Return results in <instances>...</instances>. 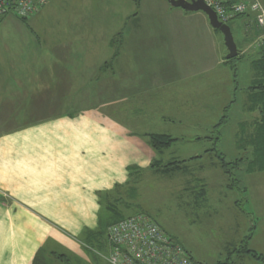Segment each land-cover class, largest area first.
<instances>
[{
    "label": "rangeland",
    "instance_id": "374dc122",
    "mask_svg": "<svg viewBox=\"0 0 264 264\" xmlns=\"http://www.w3.org/2000/svg\"><path fill=\"white\" fill-rule=\"evenodd\" d=\"M75 6L61 17L73 15L89 20L86 23L77 22L81 27L93 26V43L90 48L96 51L93 62L110 60L107 59L110 54L104 49L108 48L110 40H113V47L120 48V34L128 30L141 32L142 40L155 44L177 42L175 51L180 63L196 52V49L192 51L191 46L204 48L194 44L196 35L191 33L192 30H200L197 18L193 16L197 12L173 8L164 0H142L137 6L133 0H89L87 6H82L81 2ZM251 23L254 31H250L253 39L248 41V53H243L240 60L224 62L225 65L212 70L208 77L203 78L204 84L208 81L210 83L208 87H203L208 88L204 101H188V95L183 93L190 88V81H183L186 85L176 87L179 94L172 101L175 103H153L157 107L158 116L152 122L150 113L154 112V106L150 102L121 101V90H118L120 93L115 97L104 93L101 85L107 82L106 70L103 75L95 72L91 84L89 82L87 85L73 86L67 91L72 99L70 102L62 104L64 95L60 96L57 105L47 99H33L43 94L47 88L45 81L52 79L50 74L54 72L53 69L42 61L45 53H51V46H42V54H39L36 42L29 33L31 27L28 22L14 14L0 18V133L11 136L15 140L11 142L19 147L25 140L21 136L28 137L27 141L31 145L16 151L23 158L28 153L39 154L44 152L43 145L47 141L52 142L46 130L39 136V129L44 127L40 125L58 120L55 117L58 112L62 117L60 119L70 128L67 132L61 127L59 130L56 121L54 125L57 129L53 131V135L60 139L61 146L65 140L71 146L75 143L83 155L82 161H77V165L80 164L78 180H81V188L75 194L67 192L64 199L67 207L79 205L80 211L73 215V219L80 224V229H71L67 218L64 220L59 215L43 214L42 217H34L42 218L45 225L60 228L69 236L76 237L75 239L89 240L93 254L95 253L93 264H106L102 256L106 255L105 231L111 217L117 219L137 213L154 220L168 235L182 244L194 260L202 264H246L240 262V257L244 255L229 253L227 249L238 246L252 230L248 248L264 254V202L260 204L257 217L252 214L250 204L244 203V199L253 200L252 195L259 200L261 193H264V172H245L249 164L245 160L250 158V152L247 145L240 143L245 137L240 134L242 123L244 133H249V118L244 107L252 73L250 62L253 59L250 52L257 48L256 39L261 33V29L253 21ZM63 25L68 23L59 21V26ZM228 26L237 49L241 51L240 37L245 31V21L229 22ZM49 27L50 24L46 22L42 29ZM212 31L216 35V38L213 37L218 46H215V50L210 49L211 62L215 57L224 55L225 58L228 53L223 36L214 29ZM88 42V39H75L73 46L85 47ZM35 52L38 56H35ZM172 52L174 53L173 47ZM89 56L90 54H83L84 60ZM234 69L238 76L236 84H222L229 77L231 79ZM82 73L89 71L82 70ZM116 81L120 83L119 78ZM194 81L198 84L197 80ZM200 86L201 84L199 88ZM58 87L56 85V91ZM50 88L53 87L50 85ZM112 88H120V85ZM226 107L229 108L225 113ZM225 114L226 122L220 123ZM159 116L160 120L157 118ZM84 125L93 127V132L100 133L102 130L113 137V150H110L109 157L114 164L122 161V182L108 183L111 177L115 178L109 170L119 173V166L108 163L93 165L90 161L93 151L98 154L104 152L106 159L107 147L99 143L97 138L94 139V145L90 144L89 134L84 133L85 129L80 127ZM124 130L129 132L126 134L129 138L125 137ZM147 130H155L159 135H167L176 141L168 150L155 151L146 137L151 134L145 133ZM123 150L129 152L122 155ZM214 151L223 155L228 162L243 159V163L233 169L232 180H239L240 187L245 188L244 194L250 198H244L241 191L228 188L231 181L219 168ZM193 157L199 158L190 160ZM29 159L34 157L30 156ZM177 161L185 162L176 172L163 171L166 164ZM35 188V193L45 192L40 186ZM10 193H2V198H5L2 201L12 202L13 199L9 200ZM89 199L93 200L90 208L87 205ZM19 205L23 208L26 206L12 202L15 210H22ZM240 205L242 211L238 208ZM50 206L54 208L56 202H51ZM107 208L115 214L109 213ZM22 211L26 213L25 210ZM25 216L14 214L13 222L17 220L25 223ZM34 217L28 218L32 223H38L39 218ZM253 226L255 228L252 229ZM14 233L19 235L20 231H13L12 234ZM43 252L50 261L53 253L49 254L47 249Z\"/></svg>",
    "mask_w": 264,
    "mask_h": 264
},
{
    "label": "crops",
    "instance_id": "0c3cea01",
    "mask_svg": "<svg viewBox=\"0 0 264 264\" xmlns=\"http://www.w3.org/2000/svg\"><path fill=\"white\" fill-rule=\"evenodd\" d=\"M88 1L50 0L47 5L27 19H24L31 27L29 33L33 37L34 42H36L38 53L42 54V46L46 44L51 46V53H45L42 56V61L50 65V68L54 71L52 74L49 73L52 79L45 81V85H47L46 90L43 91L42 95L33 99L39 100L43 98L54 101L53 104L56 103L57 105L58 101H60V96L64 95L65 99H63L62 104L70 102L72 99L68 92L73 86L87 85L89 82L91 84L95 78V72H101L103 75V71L106 70L107 82L101 85L104 87V93L110 97H115L120 93L118 90H121L123 95L121 101L124 102H132L135 100L150 102L151 106H154L153 103L161 101L172 102L176 100V95L179 94L176 87L178 85H186L183 81L187 80L190 81V88L183 93L184 95H188L187 100L190 102L204 101V94L207 93L208 88L204 89L203 87H208L210 83L208 81L204 84L203 78L208 77L212 70L225 65L224 62L226 60L223 55L215 57L212 59V62L210 61V49L215 50V46H218V43L215 39L216 35L212 33L213 31L208 23L207 17L203 13L197 12L193 15L197 18L196 22L199 24L200 30H192L191 33L194 32L193 34L196 35L194 44L196 46H204V48L191 46L192 51L196 49V52L189 55L188 59L183 63L178 61L179 56L175 51V48L178 46L177 42L165 41L160 44L147 42L142 40L141 32L138 33L135 30L132 32L128 30L120 34V43L122 45L120 48L113 47V40L109 41L108 48L104 50L110 54V58H107L110 60L105 59L101 62H93V55L96 54L95 50L90 49L93 43V26H78V22L86 23L89 20H82L73 15L61 17L64 12L66 14L68 9L76 7L75 5L79 2H81L82 6H87ZM133 1L137 6L142 0ZM257 1L264 8V0ZM59 21L61 23L67 22L68 25L59 26ZM235 21H245L246 23L243 36L240 37V49L242 50L239 51L237 49V60H240L243 53H248L246 52L248 41L253 39V34H250V31L252 32L254 30H252L253 25L250 17L235 19L232 23ZM46 22L50 24V27L48 29H42V26ZM51 38L57 40L53 41ZM58 39H67L68 42ZM73 39L74 41L75 39H88V46L75 48L73 46ZM172 47L174 53L172 52ZM259 52L260 50L257 48L250 52L253 59L250 62L252 69L249 80L250 86L256 79L253 62L259 59ZM83 54H90V56L84 60ZM36 55L37 53L35 52ZM47 68L50 69L49 67ZM82 70L89 71V73H82ZM237 77L235 71L231 79L229 77L222 84L228 82L227 85H230V82H233L235 85ZM116 78L120 79V83L116 81ZM194 80H197L198 84ZM199 84H201L200 88ZM50 85L54 89L50 88ZM56 85H59L57 91ZM119 85L120 88H112L119 87ZM247 91L245 95L246 99L248 98ZM253 94L250 91L249 95L253 96ZM152 109L154 112L150 114L153 117L152 122H155L154 118L158 116L156 114L157 107L154 106ZM244 112L248 114L249 118V133H244L245 130L242 123L240 125V134L241 136L245 135V137L240 140V143H242L241 141L245 142L248 138H257L259 136L257 128L261 123L259 110L248 111L245 104ZM55 117L58 118L56 120L59 126L58 129L60 130L61 127L67 132L70 126H66L61 120V114L57 112ZM157 118L158 120L161 119L160 116ZM56 121L40 125L44 127L41 130L39 129V136L41 134L43 135L44 130H46L52 140V142L47 141V144L43 145L44 152H40L39 154L28 153L25 158L19 155V153H16V151L31 145L29 140L27 141L28 137L25 135L21 136L25 140L22 141L23 143L19 147L18 144L11 142L13 140L11 136L9 137L6 134L0 133V264H93V255L95 253L93 254V248L91 246L83 244V241L75 239L76 237L69 236L60 228L55 229L45 225L42 218L34 217L35 215L42 217L43 214L59 215L64 220L67 218L71 229H80V224H77L73 219V215H76L80 211L79 205L78 207H67L64 199L66 198L67 192L75 194L81 188V180H78L80 164L77 165V161H82L83 155L80 154L75 143L71 146L65 140L64 145H60V139L53 135V131L57 129L54 125ZM80 127L85 129L83 131L84 133L89 134L90 144L94 145V139L97 138L99 143L107 147L106 159L104 152L101 151L98 154L93 151V158L90 159L93 165H102L104 163L114 164L113 160L109 157L110 150H113V137L109 136L106 131L100 130V133L93 132V127L85 125ZM123 132L125 137H127L126 134L129 132L126 130ZM145 133L158 134L159 132L147 130ZM128 143L129 141L125 145ZM248 150L250 152V158L248 160L251 161L253 159L252 144H249ZM128 152L129 150L124 151L122 155H126ZM77 155L80 157L77 158ZM30 156H33L34 159H29ZM84 158H86L85 155ZM114 166H119L120 172L117 173L116 170H109L115 178L112 179L111 177V181L108 183L123 181L122 161L120 160ZM35 186L38 188L40 186L45 192L35 193ZM6 191L11 192V195L9 194V200L13 199L11 200L12 202L16 201L26 205L24 208L19 205L26 213L22 210H15L12 207V202L2 201V199H5L2 198V193ZM245 197L250 198L249 195L246 196V193L244 194ZM252 197L253 200L244 199V203L250 204L251 210H253L252 214L254 217H257L260 204L264 202V193H261L259 200H257V196L252 195ZM51 202H56L54 208L50 206ZM87 205L89 208L93 206V200L89 199ZM18 213L20 216L23 214L26 215L25 223L18 222L17 220L13 222L14 214ZM28 217L39 218L37 220L38 223H32ZM252 228L255 227L253 226ZM7 231H9V234H7ZM13 231H20V233L19 235L16 234L18 232L12 234ZM45 249L49 251V254L53 253L50 261L43 252ZM252 251L260 254L255 249ZM260 255L264 256V254ZM240 258V262H246V264H261L250 259L248 256Z\"/></svg>",
    "mask_w": 264,
    "mask_h": 264
},
{
    "label": "built area",
    "instance_id": "2783aa9c",
    "mask_svg": "<svg viewBox=\"0 0 264 264\" xmlns=\"http://www.w3.org/2000/svg\"><path fill=\"white\" fill-rule=\"evenodd\" d=\"M50 0H0V18L14 14L27 19ZM188 1V0H187ZM220 23L239 18H251L261 29L257 48H264V9L257 0H202ZM98 253V252H96ZM108 264H197L191 261L183 247L169 237L149 217L139 214L110 225L106 231Z\"/></svg>",
    "mask_w": 264,
    "mask_h": 264
},
{
    "label": "trees",
    "instance_id": "16d2710c",
    "mask_svg": "<svg viewBox=\"0 0 264 264\" xmlns=\"http://www.w3.org/2000/svg\"><path fill=\"white\" fill-rule=\"evenodd\" d=\"M135 1H138V0H135ZM240 18H243V16L239 17L237 19H240ZM22 21H25V20H22ZM257 49L260 50V52H259L260 56H259V59L257 61L253 62V67H254V70H255V73H256V79L253 82V84L248 88V91H247L248 98H247L246 106H247V110L248 111L257 109V110H259V112L261 114V123H260V125H258V128H257V130L259 132V136L257 138H255V139H249L248 138L245 142L241 141L242 142L241 145L249 146V144L250 145L252 144V146H253V151H252L253 152V159L251 161L248 160V159L245 160V161H248V163H249L248 166H247V169L245 170V172L248 173V174H252V173H255V172H264V48H257ZM235 60H237V59L235 58ZM230 61H226V63L230 62ZM250 91L252 93H254L253 96L249 95ZM228 108L229 107H226L224 109L225 113L228 112ZM226 120H227V115L225 114L221 118V122L220 123H225ZM146 137L148 138V141H149V144L151 145V147L155 151H159V152L163 151V150H168L172 146V144L176 141V139L171 138V137H169L167 135L149 134V135H146ZM214 152H215V157H216V159L219 162V164H218L219 168L223 171V173L226 176H228L229 181H231V185L229 184L230 186L228 188L229 189H236L238 191L243 192V194H244L245 188L240 187V181L237 180V179L232 180L233 171L235 169H237L240 164L243 163V159H237L235 161H229L228 162V161L225 160L223 155H220L219 153H216V151H214ZM197 158H199V157H193L190 160H195ZM184 162L185 161L170 162L169 164H166V166L164 167L165 170H163V171L165 173L166 172H170V173L173 172L174 173V172H176L178 169H180L184 165ZM241 207H242V205L238 206V208L242 211ZM107 210L112 215L115 214L112 210H109L108 208H107ZM135 215H139V213L134 214V215H129V216H121V218H117V219L111 217V221L107 224L108 226L106 227V231H107V228L110 225L115 224V223H117V222H119L121 220H124L126 218H129V217L135 216ZM149 219H151V218H149ZM152 221L155 222L154 220H152ZM161 230L163 232H165L162 228H161ZM106 231H105V233H106ZM252 233H253V230H252V232H250V234L248 236H246L244 238V240H242L240 242V244L238 246H233L231 249L229 247L227 249V251L229 253L230 252H235V253H237L239 255L248 256L250 259H252L254 261H257V262H259L261 264H264V256H262L260 254H257L256 252H254V251H252L251 249L248 248V244H249V241L251 240ZM168 236L171 237L170 235H168ZM174 241L177 242L178 244H180L177 240H174ZM89 242H90L89 240L83 241L84 244H86L88 246H91V244L89 245ZM180 245L183 247L182 244H180ZM183 249L185 250L188 258L191 261H193L194 263H197V264H202L199 261L194 260L184 247H183Z\"/></svg>",
    "mask_w": 264,
    "mask_h": 264
},
{
    "label": "water",
    "instance_id": "95a60500",
    "mask_svg": "<svg viewBox=\"0 0 264 264\" xmlns=\"http://www.w3.org/2000/svg\"><path fill=\"white\" fill-rule=\"evenodd\" d=\"M173 8H180L187 12H201L208 20L210 27L218 31L224 39V45L227 49L226 61L237 58L238 51L234 43L231 29L227 24L220 23L217 20L215 13L208 8L202 0H164Z\"/></svg>",
    "mask_w": 264,
    "mask_h": 264
}]
</instances>
